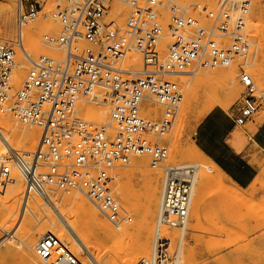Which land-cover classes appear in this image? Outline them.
Instances as JSON below:
<instances>
[{
    "label": "built area",
    "instance_id": "1",
    "mask_svg": "<svg viewBox=\"0 0 264 264\" xmlns=\"http://www.w3.org/2000/svg\"><path fill=\"white\" fill-rule=\"evenodd\" d=\"M51 15L59 23L58 35H46L49 45L65 50L63 59L42 55L11 93L15 45L0 39V112L40 129L34 151L11 150L10 162L0 163V192L24 181L27 196L48 198L50 189L87 197L115 227L133 217L116 198L117 173L135 155H147L149 166L162 169L157 228L149 259L136 264H178V249L162 227L186 230L193 168L162 163L168 157L160 138L169 132L182 100V86L166 77L189 75L199 69L215 71L246 56L252 44L247 20L252 0H220L216 6L186 5L178 0H114L129 9L122 25L105 21L109 0H52ZM112 1V0H111ZM17 25L33 20L42 0H16ZM166 39L165 53L160 45ZM168 39V40H167ZM20 42V41H19ZM86 45L80 48L79 43ZM139 55L141 67L123 63ZM242 92L232 114L242 125L264 103L250 73L238 65ZM97 88L106 90L109 122L94 127L78 117L79 101L91 99ZM161 107L159 119L141 114L146 102ZM180 245V244H179ZM35 256L49 264H84L65 241L44 233L34 246Z\"/></svg>",
    "mask_w": 264,
    "mask_h": 264
},
{
    "label": "rangeland",
    "instance_id": "2",
    "mask_svg": "<svg viewBox=\"0 0 264 264\" xmlns=\"http://www.w3.org/2000/svg\"><path fill=\"white\" fill-rule=\"evenodd\" d=\"M42 1L44 3L41 11L33 20L28 21L26 23L27 25H24L23 27V29L34 28V30H36V37L39 40V49L34 53H30V55L33 60H37L42 55L61 60L65 56V50L56 45H49L44 40L46 35L55 36L61 31L59 23L54 17L50 16L53 1ZM112 1L109 0V2H107L109 9L105 15V21L114 20L118 25H122L129 14V9L119 5L114 0ZM178 1L186 5L204 4V6L206 5L207 7L212 8L216 6L220 0H213V2H206L203 0ZM2 4H6L4 5L5 7H3ZM116 4L122 7V16L116 15V13L113 15L112 13V8H114ZM7 9L10 10L12 18L11 25L7 28L8 33L5 34L3 18L6 11H8ZM247 27L252 47L246 56L239 58L232 65L219 67L215 71L199 69L184 77L183 75L166 77L168 80L174 81L182 86L183 97L179 104L173 126L168 133L160 138V143L164 144L168 149V157L162 164H191L196 162L199 164L200 171L210 175V177L206 176L207 180L204 181L198 194H195L198 183L194 185L188 221L181 244L179 243L180 233L177 229L162 227V229H165L163 230L164 233L171 238V252H176V249L180 251L181 247V252L179 253L177 261L178 264H264V150L255 143V136L258 134V127L264 119V103L252 118L247 120L244 124L234 125L231 120V115L234 113L233 107L243 90L239 83L238 65L246 67L258 89L264 92V0H252ZM16 34V0H0V39L11 42L15 45V60L17 61L18 58L16 53L18 46ZM166 42L165 39L160 45L162 55L166 51ZM85 45L86 44L83 42L79 43L80 48ZM133 57L134 58H131L130 60L126 59L123 63V67L140 68V56L133 55ZM26 64L28 65L27 73L31 66H29L28 63ZM194 74H196L195 78L200 76L209 78L210 86L206 91H202L201 89L198 90L193 97L194 99L192 98L189 107H185L183 102L186 91L185 81L192 79V75ZM226 74L232 75L233 81L231 86L227 84ZM21 83L16 84L14 73L12 71L10 82L12 88L11 93L17 90ZM182 83H184V85H182ZM96 90L101 91L103 97L102 100L105 102L106 90L102 88H97ZM80 104L87 106V109H85L87 111H85V113L84 110H76V115L90 123L93 122L91 124L94 127L109 122V108L106 103H95L89 98L86 101L77 103L78 106H80ZM148 105L150 106V110H153V117H151V119H159L161 107L150 102H148ZM208 105H212L210 111L215 109L222 111L226 115V119L219 120L220 124H231V133L228 138V143L237 152L242 153L247 159L260 167L258 176L248 187L241 188L234 185L229 179H227V177L214 169L208 159L198 155L193 149L190 150L189 143L198 146L196 141V129L199 122L210 112L209 110L206 112V107ZM97 108L105 109V117H102L97 113ZM90 109H92L91 112L93 113H90ZM95 113L97 115H94ZM0 114L18 125L37 129L38 140L36 145L38 144L40 129L37 126L21 123L10 113L0 112ZM234 132L241 133L243 145L240 150L236 148L232 139ZM177 145L182 150H190L191 153H193L192 158L176 157L173 151L174 147H177ZM36 147L37 146L35 145L34 147H28V145L22 144L18 151H34ZM138 160H141L143 163V166L140 168L136 167V162H138ZM2 162L3 161L0 160V163ZM124 171H129L130 176L128 175L124 177L122 175ZM113 172L118 174L115 189L116 198L133 217L132 223L119 228L113 226L85 196L84 197L88 202H90V204L97 210L98 216L101 220L106 221L112 229L121 230L119 235L114 238V241L116 240L117 242H112L114 243L113 245L111 243L113 238H108L105 235H102L99 231L95 230L89 221L80 218L78 221L89 241L95 246V250L97 249L98 257L107 264H121L124 258L135 257L138 254L136 249H139L140 247L143 250L144 248H148L145 250L147 251L146 253L137 255L134 258L133 264H136L141 259H149L151 257L154 230L157 227L159 205L158 195L160 193L162 181V169L160 167H150L147 155H135L127 165L117 166L113 169ZM144 172L157 173L158 192L155 213H153L152 222H149L148 224V230L150 229L151 231L149 232V235H142L139 237L136 230L139 223L136 221H138L143 212L141 203L144 202L146 194ZM14 175L15 177L19 176L16 173ZM13 184L14 182L6 186L10 188L12 193L15 190L12 188ZM49 192H52L56 198L58 197L60 202L65 196L78 193V191L65 193L54 189H50ZM118 192H121L122 195L128 198L129 204L121 199ZM8 194L10 195V198L7 199L3 205L1 203V198L5 196V193L2 191L0 192V264H26L17 248V245L20 242L15 236L19 237L24 228L29 225H31L32 231H36L39 228L42 230L54 228L56 224H51L50 218L47 216L49 214L46 215L47 211H43L45 210L43 205H46V203L42 205V203L45 202L43 198H39V196L34 193H30L27 196L25 189L22 196L18 195L17 197H12L11 193ZM34 197H37V199H33ZM25 198H28L30 203L33 201L32 204L35 205L36 212H32L24 207L23 201ZM37 200H39L40 203L37 204ZM194 202L198 205V208L197 210L191 211ZM191 214H193V216L195 215L194 219ZM40 237H38L37 240ZM62 239L66 240L65 237ZM68 246L74 251L70 244H68ZM80 258L84 262L83 257ZM33 262V264H49V262L39 260L36 256L34 257ZM95 263L97 264V262ZM84 264L86 263L84 262Z\"/></svg>",
    "mask_w": 264,
    "mask_h": 264
},
{
    "label": "bare ground",
    "instance_id": "3",
    "mask_svg": "<svg viewBox=\"0 0 264 264\" xmlns=\"http://www.w3.org/2000/svg\"><path fill=\"white\" fill-rule=\"evenodd\" d=\"M203 1L213 2V0H203ZM118 4L126 7L125 5H122L120 3H118ZM4 5H6V4H4ZM4 5H3V7H5ZM119 5L116 4L115 7L112 8L113 15H115V13H116V15H119V16L123 15L121 13L122 7ZM11 15L12 14H10V10H8V11H6L5 16L3 18L4 26H5V34L8 33L7 28L10 27V25H11V18H12ZM50 16H52V15L50 14ZM26 23L23 24L21 30H19V27L17 25L16 36H17V46L18 47H17L16 56H17L18 60L17 61L15 60L14 66L12 68V71L14 73V80H15L16 84H20L22 82L25 74H26V71L28 69V65L26 63H28L29 66H32V61H34V62L38 61V59L33 60L31 58V55H30V53L36 52L40 47L39 46V40L36 37V30H34V28H26V29L24 28L23 29L24 25H27ZM166 45H167V43L165 44V46ZM133 58L134 57H132V59ZM184 76H186V75H183V77ZM195 76H196V74L192 75V79H190L188 81L184 80L185 85H186L185 86L186 91H185L184 99H183L185 107H189L192 98L195 96V94L197 93L198 90L201 89L202 91H206L210 86L209 78L202 77V76L195 78ZM226 80H227V84L231 86L232 81H233L232 75L226 74ZM182 85H184V83H182ZM102 99H103V97H102L101 91L96 90L95 93L93 94L92 98H91V101H93L95 103H99V104H105V102ZM82 101H86V100H82ZM82 101H79V102H82ZM148 102H146L141 108V114L146 116V117H149V115L151 113L150 106L148 105ZM150 103H153V102H150ZM76 107H78V108H76ZM76 107H75V112H74L75 114H76V110L79 111V109L84 110V112L87 111V110H85V109H87V106H85L84 104H82V105L80 104V106L76 105ZM89 108H91V107H89ZM211 108H212V105H208L206 107V112H208V110L210 111ZM91 111H92V109H90V113H93ZM96 111L102 117H105V109L104 108H97ZM94 115H97V114L95 113ZM91 123H93V122H91ZM99 124H102V123H99ZM234 138L237 139V141L234 144L236 145V148L238 150H240L242 148V145H243V141H242L243 139L241 138V133L236 132ZM37 140H38L37 129L30 128V127L28 128V127L18 125L14 122H11L9 119H6L4 116H2L0 114V160L1 161L10 162V160L8 159V154H10L11 150H18L22 144H26V145H28V147H34V145L38 146V144L36 145ZM38 143H39V141H38ZM189 145H190V150L193 149L198 155L203 156L206 159H208L214 169H216L219 173H221L222 175L227 177V175L212 160H210L208 157H206L205 154L195 144L189 143ZM190 150L189 151L188 150H182L177 145V147H174L173 152H174V155L176 157H180V158L186 157V158L190 159L193 156V153H191ZM27 152H29V151H27ZM136 160H137V158H136ZM199 163H200V161H199ZM184 165H188V166H191L193 168V171L191 173V180H192L191 200H192L194 185L198 183V187H197L196 192H195V194L196 193L198 194L199 189H201L204 181H206L207 177L208 176L210 177V175L200 171L201 169H199V164L196 162L191 163V164L187 163ZM142 166H143L142 161L138 160V162H136V167L140 168ZM140 174H141V172H140ZM156 174L151 173V172H147V173L144 172V178H145V183H146V194H145L144 202L141 203L142 208H143V210H142L143 212L140 215L138 221H136L137 223H139V226L136 229L139 237H141L142 235L143 236L149 235V232L151 231L150 229L148 230V224H149V222H152L153 213H155V208H156V204H157L158 177L156 176ZM122 175L124 177L128 176L129 171L128 172L124 171L122 173ZM16 177H15L14 184L12 186V188L15 189L13 191V193L10 191V188H8V187H5L2 190V192L5 193V196L3 198H1V201H2L1 203L3 205H4V202L10 198V195L8 193H11L12 197L13 196L17 197L18 195L22 196L24 193V181L20 176H16ZM123 185H125V184H123ZM118 194L121 196L122 200H124L125 202H127L129 204L128 198L126 196L122 195L121 192H118ZM158 197H159V195H158ZM35 198L37 199V197H34L33 199H35ZM44 200H45V202H43L42 205L46 203L47 206L43 205V208L45 210H43L41 206L40 207L43 211L48 212V213L46 212V215L49 214L47 216H49L48 218H50L51 224L55 223L56 225L54 226V228H48L45 230H42L39 228L36 231H32L31 225H29L26 228H24L23 232L21 233V235L19 237L15 236L20 242L17 245V248L22 255L23 261L26 264H33L34 263L33 262L34 257H35L33 254L34 253V246H35L34 244L37 243V241H38L37 238L42 236L44 233L50 232V233H53L54 235H56L57 237H59L61 240H63L62 238L65 237L66 240H63V241L70 244L73 247L74 252L77 253L80 257H83L84 262L86 264H96L95 262H97V264H107L106 262H103L100 259V257H98L97 249L95 250V246H93L92 242L89 241L86 233L83 232L81 225L79 224L78 219L80 218V219H84V220L89 221L90 224H92V226L95 228V230L99 231L102 235H105L108 238L112 237L113 241H111V243L117 242L116 240L114 241V238L117 235H119L121 230H118V229L114 230L110 227V225L106 221L101 220L98 216L97 210L90 204V202H88V200L80 192L74 193L73 195L65 196L61 202L59 201L58 197L56 198L54 196V194H52V192H49L48 198L44 199ZM38 201L39 200L36 201L37 204L40 203V201L39 202ZM32 202L33 201H31V203H30L28 198H25V200L23 201V205L28 210H30L32 212H36L37 210L35 208V205L32 204ZM197 208H198V205H196L194 202V205H193L191 211L197 210ZM191 216L193 219L195 218V215L193 216V214H191ZM157 230H158V228L156 227V229L154 230V234ZM163 230H165V229H162L161 233L164 232ZM183 235H184V232H183L182 236ZM146 242H147V240H146ZM114 243H112V244L114 245ZM143 243H145V242H143ZM153 246H154V238H153ZM153 246H152V252H153ZM147 249L144 248V250H143L141 247L139 249H136V251L138 253L137 255L146 253L147 251H145V250H147ZM32 251H33V253H32ZM180 252H181V247H180V251L178 250L177 256H179ZM135 257L124 258L122 260L121 264H133ZM94 260H96V261H94Z\"/></svg>",
    "mask_w": 264,
    "mask_h": 264
},
{
    "label": "crops",
    "instance_id": "4",
    "mask_svg": "<svg viewBox=\"0 0 264 264\" xmlns=\"http://www.w3.org/2000/svg\"><path fill=\"white\" fill-rule=\"evenodd\" d=\"M226 118L222 111L215 109L210 111L197 126V147L227 175V179L229 178L234 185L245 188L258 176L260 167L228 143L231 124L219 122L220 119ZM235 134L236 132L232 135L234 143L237 141L234 138ZM255 143L264 150V119L258 127Z\"/></svg>",
    "mask_w": 264,
    "mask_h": 264
}]
</instances>
